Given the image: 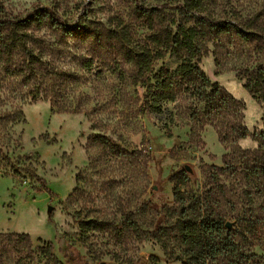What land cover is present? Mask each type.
<instances>
[{
	"label": "rangeland",
	"instance_id": "rangeland-1",
	"mask_svg": "<svg viewBox=\"0 0 264 264\" xmlns=\"http://www.w3.org/2000/svg\"><path fill=\"white\" fill-rule=\"evenodd\" d=\"M178 0H0L8 17H24L36 7H52L75 26L99 28L101 37L64 36L50 25L37 31L44 61L50 67L76 75L64 79V101L73 112L54 111L44 97L33 102L0 64V115L10 117L0 130V234L28 235L31 244L0 251V264H117L127 259L136 264H182L185 245L167 238V249L153 239L152 231L173 224L180 207L170 178L179 174L187 205L210 204L225 222L237 248V264H264V192L248 184L244 167L226 173L228 184L221 194L214 187L216 168L224 157L241 150L255 151L258 142L248 138L223 145L216 129L196 121L203 105L182 93L160 113L145 106V90L133 80L135 68L120 51L118 33L124 28L130 47H154L152 35L177 28ZM153 8L154 29L138 13V5ZM204 15L240 27L255 18L259 35L245 42L232 34H213L200 40V67L211 80L245 105L244 126L264 133V102L246 89L255 72L264 73V0H206ZM116 36L108 38L110 33ZM94 59L91 70L84 59ZM118 62L125 76L113 72ZM179 65L167 55L154 64L173 71ZM24 97H14L11 86ZM105 137L106 145L99 140ZM9 156L23 169L14 175L4 166ZM30 168V170L28 169ZM26 170L30 172L27 174ZM44 181V187L34 177ZM260 186V185H259ZM50 209H52L50 211ZM135 216L139 233L119 237L106 230L83 231L81 222L112 221ZM52 244L54 256L46 259L42 248ZM119 257V259L117 258ZM203 264H227L223 259Z\"/></svg>",
	"mask_w": 264,
	"mask_h": 264
},
{
	"label": "trees",
	"instance_id": "trees-1",
	"mask_svg": "<svg viewBox=\"0 0 264 264\" xmlns=\"http://www.w3.org/2000/svg\"><path fill=\"white\" fill-rule=\"evenodd\" d=\"M176 8L179 11V20L176 30L167 28L152 35L154 47H130L129 34L124 28L116 36L119 39L120 51L126 60L133 64L135 73L133 80L145 90V106L150 112L160 113L163 106L177 101L182 93H187L192 99L203 105L201 114L194 108L192 116L202 125L213 126L223 145L237 144L241 140L252 139L259 144L255 151H239L224 157L221 168H216L213 175L214 187L209 191L221 194L224 200L228 184L224 181L226 173L236 172L234 161L240 162L246 173L248 184H257L260 193L264 192V133H252L243 123L245 105L235 99L229 92L216 83H212L200 67L201 54L198 48L199 41L212 37L211 31L217 34H234L245 42H251L259 35L260 27L258 17L247 21L243 27L229 21L213 19L204 15L206 0H178ZM140 3V0H136ZM138 13L144 24L154 29L153 8L138 5ZM45 25L58 29L64 36L79 34L81 37H101L104 35L99 28H83L66 22L59 12L52 7H36L24 17H8L0 5V64L7 76L21 80V86L33 102L44 97L51 103L54 111L73 112V107L64 101L67 81L75 79L76 75L65 73L50 67L44 61V53L40 48L41 39L37 31ZM110 33V32H109ZM112 32L108 38L116 37ZM167 55L174 56L179 65L173 71L161 68L154 72V64L163 60ZM94 59H84L82 66L91 70ZM113 72L123 79L125 71L118 62L113 66ZM10 93L14 97H24L21 88L11 86ZM246 89L250 94L264 102V73L255 72L249 79ZM10 117L0 115V130H4ZM5 126V127H4ZM4 127V128H3ZM105 145L107 138L100 137ZM0 156H3L0 150ZM4 166H11L14 175L21 174L20 165L5 155ZM30 170V168H28ZM27 174H30L26 170ZM44 187L43 179L33 174ZM176 196L180 200V207L175 210L177 219L173 224L159 226L152 231L154 240L161 242L167 249V238L175 239L185 245L182 256L171 255V261H180L182 264H203L207 260L223 259L227 264H237L239 256L237 248L230 238L227 222L210 204L204 206L200 203L187 205L184 194L180 189L184 186L181 175L171 178ZM260 185V186H259ZM83 231L106 230L114 232L121 237L125 232L139 233L138 222L133 215L125 216L120 224L112 221L81 222ZM31 244L28 235L0 234V251H6L13 245ZM43 256L52 259L54 248L52 244H45L42 248ZM119 259V257H117ZM107 264V263H106ZM117 264H136L127 259Z\"/></svg>",
	"mask_w": 264,
	"mask_h": 264
},
{
	"label": "water",
	"instance_id": "water-1",
	"mask_svg": "<svg viewBox=\"0 0 264 264\" xmlns=\"http://www.w3.org/2000/svg\"><path fill=\"white\" fill-rule=\"evenodd\" d=\"M51 210H52V209H50V211H51ZM227 226L230 227V224H227ZM101 264H106V263H101Z\"/></svg>",
	"mask_w": 264,
	"mask_h": 264
}]
</instances>
